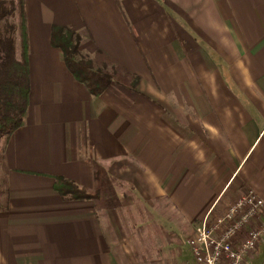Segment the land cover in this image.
I'll list each match as a JSON object with an SVG mask.
<instances>
[{"label": "crops", "instance_id": "1", "mask_svg": "<svg viewBox=\"0 0 264 264\" xmlns=\"http://www.w3.org/2000/svg\"><path fill=\"white\" fill-rule=\"evenodd\" d=\"M33 1L28 108L0 164V264H188L174 245L210 207L246 189L264 200V0ZM53 23L136 74L135 88L90 94L50 45ZM93 162L117 207L53 188L60 175L92 189Z\"/></svg>", "mask_w": 264, "mask_h": 264}, {"label": "trees", "instance_id": "2", "mask_svg": "<svg viewBox=\"0 0 264 264\" xmlns=\"http://www.w3.org/2000/svg\"><path fill=\"white\" fill-rule=\"evenodd\" d=\"M50 45L60 51L73 78L92 95H98L116 83L134 89L139 77L96 47L92 52L82 48V35L69 25L53 23ZM28 33L24 0H0V164L10 134L24 123L28 108L29 69ZM94 187L86 189L70 179L53 177V188L63 199H90L96 207H117L119 197L115 181L103 167L92 163ZM1 172V171H0ZM0 211L7 206L6 177L1 172Z\"/></svg>", "mask_w": 264, "mask_h": 264}, {"label": "built area", "instance_id": "3", "mask_svg": "<svg viewBox=\"0 0 264 264\" xmlns=\"http://www.w3.org/2000/svg\"><path fill=\"white\" fill-rule=\"evenodd\" d=\"M264 200L244 190L221 212L210 207L185 239L194 264H247L264 236Z\"/></svg>", "mask_w": 264, "mask_h": 264}, {"label": "rangeland", "instance_id": "4", "mask_svg": "<svg viewBox=\"0 0 264 264\" xmlns=\"http://www.w3.org/2000/svg\"><path fill=\"white\" fill-rule=\"evenodd\" d=\"M28 3H29L28 15H29L31 26L33 28L36 25V23L38 21H40V18H39L38 13L36 12L37 11V4H35V2L33 0H28ZM64 17H66V16L64 15ZM1 145H2V141L0 140V146ZM1 176L2 175L0 172V190L3 189ZM160 225H164L165 228H167L166 224H164L162 221L160 223L157 221L156 222L154 221L150 224L148 223L147 227H148V230L157 231L158 229L160 230ZM144 229H146V228L143 227V228H139L138 230H144ZM263 237H261V239H262V240L260 239L261 242H258V244L256 246V253L250 254V256L248 255L249 258L252 257L249 259L250 260L249 264H260V262L264 258V238ZM157 242L159 243V240ZM174 249H175L176 254H179L185 261L188 262V264H192L191 259L188 255V252H187V246L184 244L183 238H182L180 244L174 245Z\"/></svg>", "mask_w": 264, "mask_h": 264}]
</instances>
